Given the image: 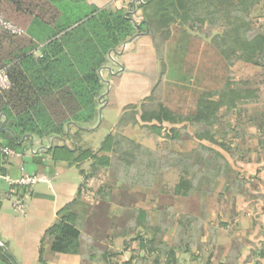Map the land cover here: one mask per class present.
I'll use <instances>...</instances> for the list:
<instances>
[{
    "label": "trees",
    "instance_id": "1",
    "mask_svg": "<svg viewBox=\"0 0 264 264\" xmlns=\"http://www.w3.org/2000/svg\"><path fill=\"white\" fill-rule=\"evenodd\" d=\"M2 3L15 5V14L2 9ZM261 7L264 0H144L131 4L129 10L98 8L84 0H0V11L6 20L19 24L32 19L52 30L40 59L34 57L36 43L27 36L0 30V71H6L10 80V88L0 90V114L7 118L5 126L0 122V138L5 146L19 152L26 150L31 137L60 140L62 144L48 151L54 161L64 160L78 168L89 162V169L81 171L86 182L102 174L109 175L106 187L98 192V198H104L103 205L109 204L115 189H132L135 195L153 196L151 192L158 188V194L163 196L167 190L163 179L171 171L179 175L173 196L228 195L237 190L236 179L230 181L228 160L212 146L230 150L225 143L228 127L221 126L223 114L254 103L255 92L231 80L229 70L239 64L250 68L264 66V31H256L251 21ZM135 9L141 11L140 22L136 21ZM175 29L179 30L178 44L191 40L198 44L203 39L197 35L209 39L202 43L198 62L203 64L211 85L204 81L202 92L194 89L195 105L187 114L175 112L155 99L156 92L164 87L169 62L171 65L176 62L175 51H169ZM141 34H147L156 57L159 55L161 59L159 82L141 105L131 104L123 109L117 129L99 149L83 145L81 131L93 130L99 119V100H104L101 98L106 85L100 71L125 42ZM165 48L167 59H163L165 51L161 50ZM177 49L181 51L176 55L190 54L188 44L177 45ZM192 50L194 53L198 48ZM181 62L182 59L176 63ZM127 129L147 130L158 138L163 137L164 142L156 149L148 148L124 135ZM187 131L197 142H193L195 147L177 150L175 147L182 145L183 133L187 136ZM67 139L72 141L71 147L64 145ZM261 148L264 150V144ZM2 164L0 158V168ZM222 179L226 183L220 187ZM81 187L76 200L59 212L42 237L38 264H54L44 259L47 243L56 254L81 256L88 264H113L111 250L100 247L103 244L97 245L100 235L86 243L89 235H84L78 225L79 210H88L77 204L85 184ZM107 208L109 216L101 223L105 231L112 224L113 214L110 205ZM133 208L131 213L120 212L128 219L122 228V238L125 245L139 251L136 257L139 263L180 264V256L192 255L201 234L200 217L193 214L181 217L175 239L170 243L160 240L162 230L153 226L151 213L144 208ZM95 215L100 216V212L96 211ZM136 231L139 232L132 236ZM261 238L262 248L252 255L264 259V232ZM7 251V245L0 247V264H17ZM211 257L206 264H210Z\"/></svg>",
    "mask_w": 264,
    "mask_h": 264
},
{
    "label": "rangeland",
    "instance_id": "2",
    "mask_svg": "<svg viewBox=\"0 0 264 264\" xmlns=\"http://www.w3.org/2000/svg\"><path fill=\"white\" fill-rule=\"evenodd\" d=\"M256 12L258 14L253 15L251 21L254 29L262 32L264 31V7H261ZM178 31L175 29V39L171 40V46L168 47L169 51H175V61L180 62L182 59V62L181 64L175 62L173 65L169 62L167 74L165 75L166 79L165 81L163 79L164 87L162 91L158 90L156 92L157 96H155V99L163 102L175 112L187 114L194 108L195 90L199 93L202 92L204 81L211 85L208 82V76L203 72V64L198 62L202 43L205 40L209 41V39L197 35L198 37L200 36L201 40L203 39L198 44H194L192 40L180 41L178 44L180 38ZM191 34L196 35V33L192 32ZM181 37H183L182 34ZM185 44L189 45L190 54L185 57L176 55V52L179 54L181 51V49L176 50V46ZM196 48H198V51L193 53L192 49L196 50ZM161 50L165 51L163 59H167L168 50L166 48ZM154 53H156V50H154ZM157 59L161 61L159 55ZM151 60L145 72L150 73L149 77L153 82V78H157L155 72L157 66L155 59ZM123 64H125L123 60H117L116 62L112 60L106 67L108 70L103 68L100 71V75L107 87L106 93L109 95L111 92V94L109 96L103 95V98H106L109 102L107 100L102 101L103 108L99 111V119L95 123L94 129L81 131L83 145L99 149L103 141L117 129L123 111L122 104L128 101L126 95L127 82L123 79L126 77H118L123 73ZM158 65L160 66L161 62H158ZM159 70H162V66L159 67ZM209 70L210 74H212L213 70L211 68ZM229 72L231 80L237 81V83L241 82V86L255 92L254 103L247 106L244 105L231 114H223L221 126L226 127L227 125L228 127V137H226L225 143L226 146L231 147L230 150L226 151L220 147L212 146L222 152L228 160L231 166L229 170L231 177L229 176L230 178H228L230 181L236 179L234 187L237 190H232L231 193L224 195L222 198H219L218 194L204 198L196 193L190 197H176L173 196V192L179 175L176 171H171L163 179L164 187L167 188L163 193L164 195L162 194L163 196L158 194V188L151 192L153 196L149 194L147 196L142 194L135 195L132 189L127 191L115 189L111 192L112 197L109 204L106 202L103 205L102 201H104V198H98V192L102 187H106L109 175L102 174L97 177L96 179L99 182L94 178L88 182L84 179L85 188L81 190L80 200L86 197L84 199L90 206L92 213L100 212L102 219L100 222H96L95 218L89 217L93 216L91 215L92 213L89 214L87 210L81 209L78 225L81 230L83 229L84 235H89L86 238V243L91 242L93 235H100L101 238L97 245L103 244L104 246L100 247H106L111 250L110 259H112L113 264H125L132 261L131 264H141V261L139 263L136 258L139 255V251H134V248L129 244L125 245L126 243L123 241L125 239L122 238L124 235L122 228L126 226L127 223L125 224V222L128 219L124 218L120 212L124 210V212L128 211L131 213L133 210L131 211L130 209L133 207L144 208L151 213L150 219L153 226L160 227L162 230V233L159 234L160 240L170 243L175 239L176 225L181 217L184 218L186 214H193L201 218L203 224L197 247L193 249L192 255L180 256V264H206L209 255H212L210 264L264 263V259H260L259 255H257V258L252 255V253H257L262 248L261 234L264 232V150L261 148L262 144H264V66L250 68L239 64L231 67ZM246 83L247 86H245ZM139 97L143 98L144 96ZM135 99L137 98L134 97L130 100ZM140 105L139 107H141ZM181 126L179 125L178 127ZM165 128L170 127L165 126ZM123 134L133 140H137L146 147L154 149L164 142L163 137L158 138L156 134L147 130L127 129L123 131ZM189 134V131L186 132L187 136L183 133V146L177 145L175 147L177 150H182V148L183 150H192L195 147L193 142L196 141ZM68 143L70 144V141ZM206 145L209 146V144ZM88 164L87 162L84 166L87 168ZM71 172L79 179L80 174L77 168L72 169ZM69 180L71 181V179ZM220 182V187L224 186L226 179H222ZM38 185L35 186V189L42 186ZM24 199V209L22 211L15 210L20 215H23L26 211L27 196ZM16 200V197L11 198L14 203ZM109 205L110 214L113 212L110 218L112 224L109 223L105 231L101 223H104L109 216L106 213ZM81 206L82 208L84 207L83 204ZM93 228H96V231ZM101 232L103 234H100ZM138 232L136 231L132 236ZM151 234H154V232ZM140 254L144 255L141 252Z\"/></svg>",
    "mask_w": 264,
    "mask_h": 264
},
{
    "label": "crops",
    "instance_id": "3",
    "mask_svg": "<svg viewBox=\"0 0 264 264\" xmlns=\"http://www.w3.org/2000/svg\"><path fill=\"white\" fill-rule=\"evenodd\" d=\"M84 1L88 5L98 8L112 7L113 9L122 8L124 10H129L131 4L135 5L136 2L139 3L144 0ZM2 4V9H5V11L11 14H15V5L9 3ZM134 14H136V21L140 22L141 11L136 12L135 9ZM18 23L23 25V27H21L19 24H15L24 32L23 36H27L36 43L37 48L34 52V57L40 59L42 57L41 51L46 46V41L49 40L48 35L52 30L48 27L41 26L36 20L32 21V19L19 21ZM154 50L153 43L147 34H141L125 42L120 47L118 53L115 56H111V62L112 60L113 62L117 60H123L125 62L122 69L123 73L118 76L121 78L126 77L123 79L127 82L126 95L128 101L122 104L123 109L128 105L138 104L140 101L150 96L154 86L159 82L160 66L158 65ZM151 59H155L154 61L157 66L156 70L154 69L157 78L154 77L153 82L149 77L150 73L145 72ZM106 69L108 70V68ZM106 90L107 87L103 95L109 96L111 92L108 95ZM103 95L101 99L106 101L107 99L103 98ZM139 96L144 97L141 98ZM134 97L137 99L131 101L130 99ZM99 101L101 103V109L103 108L102 100ZM107 101L109 102V100ZM0 116H2L0 122H2L3 127L7 123V118L3 114H0ZM94 127L95 124L92 129H94ZM26 139L27 137L24 138V141ZM68 141H70L72 146L71 140L67 139L63 141V143L71 147ZM57 144H62V142L56 138L39 140L31 137L26 150L20 152L22 154L21 158L4 159L0 157L4 162L0 168V173L3 176L15 180L24 175L35 174L42 179V181L38 183L42 186L37 184L39 188L35 189L36 187H34L27 196L26 211L23 215H20L14 210L11 198H8L9 188L11 187L10 183L0 178V245H7L8 250L15 258L17 264L38 263L40 258V241L42 237L46 230L55 223L59 212L76 200L85 179L81 171L89 169V164L87 168L84 166L85 164L81 168H78L77 166H70L64 160L54 161L51 153L48 151ZM0 145L4 146L1 138ZM35 145L36 147H34ZM74 168L79 170V179L71 172ZM69 179H71V181ZM95 180L99 182L98 179L95 178ZM87 192L89 191L87 190ZM84 198L86 197L79 200L77 204H80V206L83 204V208L88 207L87 212L90 214L92 211ZM79 214H81L80 210ZM94 214L95 212L91 214L93 216L89 217L95 218L96 222H100L102 218ZM94 231H96V228ZM44 248L43 256L48 262L54 264H88L86 261L84 262L81 256L61 255L52 252L49 243H47Z\"/></svg>",
    "mask_w": 264,
    "mask_h": 264
},
{
    "label": "built area",
    "instance_id": "4",
    "mask_svg": "<svg viewBox=\"0 0 264 264\" xmlns=\"http://www.w3.org/2000/svg\"><path fill=\"white\" fill-rule=\"evenodd\" d=\"M0 30L10 33L15 36L24 35V32L15 24L9 22L4 18L0 11ZM10 88V80L6 71H0V90L5 91ZM0 156L4 159H14L21 158L22 154L8 146L0 145ZM0 178L6 180L10 183L8 198L16 197V202H13L14 210H23L25 206L24 197L28 196L29 193L34 189V187L42 181L40 177L35 174H28L21 176L15 180L10 179L9 177L3 176L0 173Z\"/></svg>",
    "mask_w": 264,
    "mask_h": 264
},
{
    "label": "water",
    "instance_id": "5",
    "mask_svg": "<svg viewBox=\"0 0 264 264\" xmlns=\"http://www.w3.org/2000/svg\"><path fill=\"white\" fill-rule=\"evenodd\" d=\"M2 118V116H0V119ZM0 247H4L3 245H0ZM11 256H12V254L10 253V251L8 250L7 251ZM13 257V256H12ZM14 258V257H13ZM14 260H15V258H14ZM15 262H16V260H15Z\"/></svg>",
    "mask_w": 264,
    "mask_h": 264
}]
</instances>
